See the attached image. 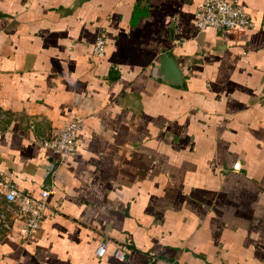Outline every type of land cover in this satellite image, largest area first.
Here are the masks:
<instances>
[{"label":"crops","instance_id":"1","mask_svg":"<svg viewBox=\"0 0 264 264\" xmlns=\"http://www.w3.org/2000/svg\"><path fill=\"white\" fill-rule=\"evenodd\" d=\"M197 2L0 0V173L57 209L0 264H264V0L201 32ZM75 115L59 162L35 142Z\"/></svg>","mask_w":264,"mask_h":264},{"label":"built area","instance_id":"2","mask_svg":"<svg viewBox=\"0 0 264 264\" xmlns=\"http://www.w3.org/2000/svg\"><path fill=\"white\" fill-rule=\"evenodd\" d=\"M194 22L197 32L207 28L229 30L252 26L250 16L238 0H198L194 9ZM104 51L105 35L101 30L95 36L90 55L100 59ZM81 123L82 118L75 115L58 127L52 128L35 143L50 150L59 162H63L75 151ZM233 168H238V162H235ZM47 195L48 188L40 190L37 196L20 190L0 173V238L12 239L14 234H18L20 238L25 239L38 230L46 216L55 215L57 209L47 204ZM104 251V241H100L95 246L94 254L101 257ZM128 251L129 244L122 243L114 250L113 257L121 261Z\"/></svg>","mask_w":264,"mask_h":264},{"label":"water","instance_id":"3","mask_svg":"<svg viewBox=\"0 0 264 264\" xmlns=\"http://www.w3.org/2000/svg\"><path fill=\"white\" fill-rule=\"evenodd\" d=\"M158 58L159 65L157 71L159 72V74H161L163 80L171 84L179 83L180 74L174 60L166 52H161ZM55 166L56 162H53L49 165V167L47 168V172L44 176V181L49 178Z\"/></svg>","mask_w":264,"mask_h":264}]
</instances>
